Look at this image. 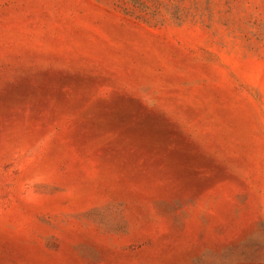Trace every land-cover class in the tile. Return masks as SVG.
<instances>
[{"label": "rangeland", "instance_id": "obj_1", "mask_svg": "<svg viewBox=\"0 0 264 264\" xmlns=\"http://www.w3.org/2000/svg\"><path fill=\"white\" fill-rule=\"evenodd\" d=\"M0 264H264V0H0Z\"/></svg>", "mask_w": 264, "mask_h": 264}]
</instances>
